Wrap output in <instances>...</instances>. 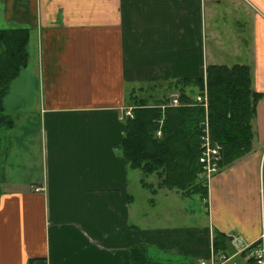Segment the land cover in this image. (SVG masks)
Segmentation results:
<instances>
[{
    "label": "crops",
    "instance_id": "0c3cea01",
    "mask_svg": "<svg viewBox=\"0 0 264 264\" xmlns=\"http://www.w3.org/2000/svg\"><path fill=\"white\" fill-rule=\"evenodd\" d=\"M0 22L31 31L4 101L0 264H251L264 231V0H0ZM211 65L248 67L253 104L246 153L203 200L132 168L120 145L137 102L171 98L153 93L162 84L195 87ZM194 197L203 229L189 225Z\"/></svg>",
    "mask_w": 264,
    "mask_h": 264
},
{
    "label": "trees",
    "instance_id": "16d2710c",
    "mask_svg": "<svg viewBox=\"0 0 264 264\" xmlns=\"http://www.w3.org/2000/svg\"><path fill=\"white\" fill-rule=\"evenodd\" d=\"M30 37L28 29H0V131H8L14 125L5 111L4 101L28 67ZM207 70V111L200 103L192 106L194 99L185 90L184 86L189 83L184 80L176 87L181 90L177 107L167 105L168 98L155 105L147 99L137 102L133 117L125 119V136L120 145L132 168L146 173L161 171L162 185L178 187L187 194H200L203 200L208 197V184L200 176L201 136L206 123H209L212 139L224 148L221 166L231 164L247 151L253 104L249 103L248 67L211 65ZM204 84V78L196 80L194 85L199 93L203 92ZM225 244L224 235H216L215 253L224 251ZM36 262L42 263L31 261L30 264Z\"/></svg>",
    "mask_w": 264,
    "mask_h": 264
},
{
    "label": "rangeland",
    "instance_id": "374dc122",
    "mask_svg": "<svg viewBox=\"0 0 264 264\" xmlns=\"http://www.w3.org/2000/svg\"><path fill=\"white\" fill-rule=\"evenodd\" d=\"M0 24H2V23L0 22ZM14 28H16V27H13V26L11 27V25H9V26H6V25L5 26H0V29H14ZM208 74H209V72L207 70V72H206V76L207 77H206V80H205L204 89H203V92L202 93H199V88L194 87V86H191L192 84H188V85L186 84L185 85V90L186 91L187 90H191L194 87L193 88V92H191L192 93V98L194 99V101H193L194 103H192V106H195V105L199 104L200 101L197 100L199 97H201V98L203 96H208L209 97V93L207 91V89H208V86H207ZM15 84H17V83L15 82L13 84V87H12V90L11 91L14 90V88L16 86ZM143 85L145 86L144 88L146 89V91H144L145 93H142L141 95L142 96L144 95V97H147V94H149V92L151 91V88H150V85L149 84L147 85L145 83ZM180 87H182V86H180ZM153 91H154L153 93H155V95L156 96H159V97L160 96H163L164 94L169 93L171 95V98H169V101H168V104L167 105L173 106V107L174 106L175 107L179 106V103L180 102L178 101V103H177L174 100L179 96V93L181 91L180 88H175L173 86V84H171V85L170 84H162V85L157 86V89L156 90H153ZM204 92H206L205 94H207V95H204L203 94ZM255 98H252L251 101L252 100L254 101ZM148 101L149 102H152V100H148ZM175 103H177V104H175ZM205 109H206V111L208 110L207 107ZM130 116L133 117V113ZM25 119H26V116L24 117V120ZM160 135H161V130L158 132V136H160ZM7 137H8L7 131H5V130L4 131H0V185L2 184V181L4 179V177H3L4 176V174H3L4 173V165H3L4 164V160H5L6 155L9 152V149H8L9 148V141H8V138ZM1 147H4V149L1 148ZM21 151H22V148H21ZM223 151H224V148L222 150V155H223ZM19 154H20V152H17L16 150H14V156H17ZM223 158H224V156H223ZM220 168H222V166H220ZM143 195H144V198H145L147 194L145 193ZM190 210H191V216H190V224L189 225H191L190 226L191 227V230H193L195 228H198L199 229L200 227H201L200 229H203L202 227L204 226V222L206 223L207 219L203 215L204 208L202 207V202L199 200V198L194 197L193 199L190 200ZM150 211L152 212L151 207L148 206V205H144L143 211H142L143 214H144V216L148 212L150 213ZM175 217L176 218L174 220L181 221L182 222L181 213H177V215ZM146 220H148V219L146 218ZM185 224H187V221L186 220H185ZM193 260L196 261V259H194V258H193Z\"/></svg>",
    "mask_w": 264,
    "mask_h": 264
},
{
    "label": "built area",
    "instance_id": "2783aa9c",
    "mask_svg": "<svg viewBox=\"0 0 264 264\" xmlns=\"http://www.w3.org/2000/svg\"><path fill=\"white\" fill-rule=\"evenodd\" d=\"M230 1H234V0H230ZM177 99L178 97L174 101L178 103L179 100ZM197 100L200 101L199 102L200 104L208 108V104H209L208 96H203L202 98L199 97ZM130 115H132V112L128 111L122 119L125 120ZM222 150H223V146L212 139L209 123H206L204 133L201 136L200 162L202 164V172L200 176L205 182H207V184L209 183L211 178L215 174H217L221 169L220 166L223 161ZM245 250L248 254V259L250 260L251 264H264V231L257 240L248 244ZM220 258L222 260H225L226 255L222 253L220 254ZM35 264H42V263H35ZM201 264H207V262L202 261ZM214 264H216L215 261Z\"/></svg>",
    "mask_w": 264,
    "mask_h": 264
}]
</instances>
